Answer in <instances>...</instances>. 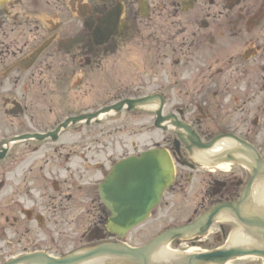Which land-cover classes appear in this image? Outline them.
Listing matches in <instances>:
<instances>
[{"label":"rangeland","instance_id":"374dc122","mask_svg":"<svg viewBox=\"0 0 264 264\" xmlns=\"http://www.w3.org/2000/svg\"><path fill=\"white\" fill-rule=\"evenodd\" d=\"M257 4V7L252 6L250 8L245 2H242L230 13V16L226 17V20H231V33H227L226 38L229 36L234 38L237 35L236 37H245L244 40L239 39V42L234 41L235 43L226 45L224 42L227 41L222 39L216 40V43L208 44L205 41V44L201 45L203 50L197 51L200 59L204 58L207 52L209 54L213 51V56L201 68L206 71L200 72V74H203L201 78L205 77L206 74L208 77L214 76L212 77L214 80L213 85H216L215 89H217L220 98L221 91L226 89L227 84L232 85L237 80L251 77L248 83H251V89L255 92L260 90L264 83V78H262L264 76L262 70L264 69V40L253 45L255 47L261 46L258 51L252 49L255 53L248 51L246 48L250 37L256 36L255 39L260 37L256 35L258 31H261V36L264 37V4L261 0ZM152 12V15H143V17H136L134 20L126 18V21L130 23L128 35L125 33L121 39L116 41L112 39L108 45H104V55L101 59L92 61L91 66L83 68L80 66L78 59L75 60V63L72 61L67 76L70 90H66V94H59L55 98L52 94L45 96H41L40 93L36 94L34 100L36 104L31 103L33 108H29L30 114L36 123L43 125L42 120L47 116L51 118V121L57 122L61 115L63 117H76L81 113L95 111L126 98L152 94L162 82L175 81L176 78L172 74L176 69L195 68L197 63L191 65L193 63L192 59L195 57L192 56L191 50L182 61L189 63L188 65L173 66L180 59L178 54H174V49L182 42L184 28L181 25V19L184 20L183 16L175 9L167 12L165 10ZM254 13L259 15V20L256 19L258 25L252 27L248 24V21ZM190 18L193 17L190 16ZM73 19L76 20L74 16ZM261 48L262 50H260ZM232 55L236 56L235 65L231 64ZM83 62L81 61V63ZM240 62H243L242 66L238 65ZM210 67H212V72H209ZM220 70L221 72H219ZM245 71H247L246 76L239 75L240 72ZM187 77L191 79L192 75ZM221 101L219 100L217 103L219 104ZM181 107L175 108V111H182L185 117H190V115L197 112L194 107ZM236 108L231 107L233 110L231 114H223L219 112L218 106L215 107L210 104L206 109L210 115L209 119L201 124L207 129L214 125L213 119L216 118L224 121L221 124L222 127H225L223 128L224 131L235 133L233 132L235 127L240 128V123L245 120L242 134L246 136L248 134V140L255 146L261 147V143H264V138L260 137L261 134L264 136V120L257 118L256 107H243L248 113L244 115L249 116V118H243L240 112L237 114ZM243 108L240 107L238 110ZM225 110L227 109L223 108V111ZM262 114L264 115V111ZM149 116H151V122H148ZM154 116V112L145 110L130 112L123 110L118 113H111L99 122L86 124L77 121L75 124L70 123L65 129L62 128L61 138L56 145L57 152L54 155L53 169V171H57L59 176L53 178L54 182L48 185L50 193L43 190L45 183L42 181L43 178L38 165L30 173L25 172L22 176L23 182L19 184V191L22 192V197L25 200L28 202L35 200L43 202H35V205L39 206L40 203L42 208L46 207L50 213L60 219L51 220L52 225H48L47 229L36 225L35 219L28 221L25 216L16 220L17 222L9 220L6 223L4 219H0V264L5 263L9 256L20 254L22 250L32 252L42 249L47 250L46 253L50 255L59 257L69 253V251L72 252L83 246L92 245L93 242H89L88 237L94 224L99 222L102 229L105 230L104 219L98 221L93 219L91 215L92 211H100L103 208L99 204L98 184L118 161L138 157L140 152L149 148L161 147L162 140L167 134L169 137H173V128L166 133L164 130L154 127ZM6 119L9 120L7 117H3L1 124L8 126L9 123ZM217 130L218 132L221 131V129ZM258 132L261 134L258 135ZM46 146H48L47 143ZM83 147H87L86 152H88L87 156L90 160L93 159L99 165L103 164V169L88 171L86 179H83L82 190L75 189L76 191H74L73 183L70 181L73 199L71 203L61 202L64 195L69 193V184H65L64 174H67L68 169L73 173L78 171L79 155L84 152V150H81ZM16 148L32 149L33 145L20 143ZM184 161L194 163L186 157ZM36 164H39V162ZM175 166L176 171H178L179 166L177 164ZM211 168L198 170L200 177L194 183L198 188L193 185L195 190L193 193H191L192 184L186 186L184 181L180 183L182 186L179 184L178 187L174 183L169 190H165L149 222L132 231L124 239V242L133 247L145 246L149 241L150 234L155 236L158 234L155 232H161L167 225H182L189 218L199 216L195 220L196 222L204 213L217 206L221 198V190L219 192L212 191L214 177L208 173ZM229 169L238 170L235 166L228 164L221 166L216 171H227ZM184 171L190 172V169L186 167ZM207 173L209 176H206ZM26 174L28 175L26 176ZM217 175L221 182L225 180L231 182L227 177L229 174L226 172H219ZM12 177L17 179L15 172H12ZM53 177L55 176L53 175ZM177 187L180 188V191L176 190ZM54 188H59V191H54ZM59 192H61L60 195ZM3 196V192H1L0 201ZM45 211L47 212L46 209ZM102 215L104 217L106 214L102 213ZM219 225L224 228L223 233L219 231ZM232 230L233 226L230 223L216 224L212 228L205 229L201 236L192 241L178 239L180 241L172 242L169 247L179 252H204L205 255H209L225 247L231 237ZM105 234L108 235L109 233L105 230ZM50 235H54L53 238L55 239L59 237V242L57 244L54 242L40 243L43 238L50 239ZM107 239L110 241L117 240L116 237L112 236H107ZM23 245L28 249H25ZM225 264H264V262L258 258L233 257Z\"/></svg>","mask_w":264,"mask_h":264},{"label":"flooded vegetation","instance_id":"af4514ba","mask_svg":"<svg viewBox=\"0 0 264 264\" xmlns=\"http://www.w3.org/2000/svg\"><path fill=\"white\" fill-rule=\"evenodd\" d=\"M242 2L252 8V6H258L257 2L259 0H0V193L3 192L4 195L0 201V219H4L7 223L9 220L16 221L25 216L28 221L35 219L36 225L41 226L43 229H47L48 225H52L51 220L60 219L50 213L46 207L42 208L40 203L39 206L35 205V202L41 201L28 202L25 200L22 197V192L19 191V184H22V176L25 172L30 173L38 165L43 178L42 181L45 183L44 188H42L50 193L48 185L54 182L53 178L59 176L57 171H53L54 155L57 152L56 145L61 138L63 129L57 131V128L71 116L63 117L60 112L61 117L57 122L51 121V118L47 116L43 118V125H41L38 122L36 123L31 116L29 108H33L31 103L36 104L34 100L36 99L35 95L38 93L41 96L52 94L55 98L59 94H66V90H70L67 76L72 61L75 63V60L78 59L80 66L85 68L91 66L92 61L101 59L104 55V45L98 43L102 38L100 35L96 36L95 31L99 26V20L110 13L112 14L110 19L113 24L117 25L116 27H122V31L126 30L121 31L122 33L116 32L118 36L110 38L106 45L112 39L113 41L121 39L125 33L128 35L130 23L126 21V18L134 20L136 17H143V15L149 16L152 11L162 12L165 10L167 12L172 9L179 11L180 15L183 16L185 21L181 19V25L184 28L182 42L174 49V54H178L180 59L173 66L188 65L189 63L182 61L190 50L192 56H195L191 65L197 64H195V68L190 69L179 70L175 68L176 71L172 74L176 78L175 81L162 82L153 93H158L160 96L162 115L165 117L174 115L180 123L189 126L197 143L208 144L228 136L244 143L239 145L232 141L236 148L234 150L239 153L241 158L244 157L246 164L236 161L230 165L235 166L238 170L219 171L229 174L227 177L231 182L226 180L221 182L217 175L219 172L216 171L221 167L218 168L217 165L212 166L213 169L211 168L208 172L210 176L214 177L212 191L219 192L221 190L218 205L237 203L248 185L253 181V178L257 176V172L264 169V143H261V147H257L248 140V134L247 136L242 134L245 120L240 123V128L235 127L233 131L235 133H228L223 130L225 128L221 126L223 120L213 119L214 125L207 129L201 123H205L209 119L210 115L206 109L210 104L215 107L218 106L219 112L223 114H231L233 112L231 107H237V114L240 112L243 118H249V116L244 115L248 113L243 107L254 106L256 107V114H258L257 118L264 120L262 114L264 111V83L261 89L255 92L251 89V83H248L251 77L237 80L232 85L227 84L226 89L221 91L220 98L217 89H215L216 85H213L214 80L212 77L214 76L208 77L206 74L205 77L201 78L203 74H200V72L206 71L201 68L213 56V51L209 54L207 52L202 59L197 55V51L203 50L201 45L205 44V41L208 44L216 43V40L222 39L227 41L224 42L226 45L235 43L234 41L239 39L244 40L245 37H242V39L236 37L237 35L234 38L231 36L226 38V34L231 33V20H226V17L230 16V13ZM261 2L264 4V0H261ZM73 16L76 20H72ZM258 16L257 13H254L249 18L248 24L252 27L257 26ZM261 33V31L257 32L256 35L260 36L257 39L254 38L256 36L250 37L251 41L249 40L246 47L248 51H252V49L259 50L261 46L255 47L253 45L264 40ZM206 56L207 58H205ZM232 56L231 64L235 65L236 56ZM81 61L84 62L81 63ZM238 65L242 66L243 62L238 63ZM262 70L264 71V69ZM183 71L184 74L182 75ZM209 72H212V67H210ZM191 75L192 78L189 79L187 76ZM239 75L246 76L247 71L240 72ZM137 98L140 97L126 99ZM217 99L222 100L221 103L218 104L219 100ZM169 107L171 110H168ZM180 107H194L197 112L190 115V117H185L182 111H175V108ZM240 107L243 109L238 110ZM223 108L227 110L223 111ZM164 112L166 113L164 114ZM85 114L81 113L80 115ZM3 117L9 119H6L9 123L8 126L1 124ZM149 117L148 122H151V116ZM217 129H221V131L218 132ZM169 130H172V128L167 126L164 132L168 133ZM180 131L182 130H172L173 137H169L167 134L162 140L161 147H165L164 149L169 152L179 166L178 171L175 169L174 183L178 187L182 181L186 186L192 184L191 193H193L195 191L193 185L195 186L194 183L200 177L198 170L210 168V166L206 167L192 158L195 147L186 146L181 142L180 139L190 138V136H187L188 134L184 131L185 135H182L179 133ZM260 134L258 132V135ZM260 137L264 138L263 134ZM20 143L33 145V148L26 150L16 148ZM46 143L48 146H46ZM81 150H84V152L79 155L78 171L73 173L68 169L67 174H64L66 176H64L65 184H69V193L64 195L61 202L71 203L73 199L71 182L74 191H76L75 189L82 190L83 179H86L87 172L103 169V164L99 165L87 156V147H83ZM185 157L194 163L184 161ZM233 157L231 152L224 153L221 157L212 156L210 164L225 162L233 159ZM37 162L39 164H36ZM186 167L190 169V172L184 171ZM12 172H15L17 179L12 177ZM208 173L206 176H209ZM180 186L182 185L180 184ZM178 187L176 190L180 191ZM54 191L58 192L59 188ZM91 202L94 203L93 200ZM99 204L100 207H103L101 201H99ZM102 213L106 215L103 217ZM91 215L93 219L99 221L108 219L109 212L103 207L100 211H92ZM197 218H189L182 225L191 224ZM98 223L94 224V228L99 227ZM246 224L258 225L255 222L254 224ZM214 225L216 224L212 226ZM262 225L264 233V224ZM232 226L235 229V225ZM218 229L223 233L224 228L221 225L218 226ZM53 236L50 235V239H41L40 243L54 242L57 244L59 237L55 239ZM24 248L28 249L27 247ZM39 251L47 250L39 249ZM23 253L28 252L22 250L20 254ZM20 254H13L8 259Z\"/></svg>","mask_w":264,"mask_h":264},{"label":"bare ground","instance_id":"6f19581e","mask_svg":"<svg viewBox=\"0 0 264 264\" xmlns=\"http://www.w3.org/2000/svg\"><path fill=\"white\" fill-rule=\"evenodd\" d=\"M157 105V103H147L145 105L141 104L140 106H138V110H145L150 112L159 111L161 108ZM108 115L109 114L103 115L99 113L97 114L96 118L101 120ZM161 124H163L162 121L159 123V125ZM174 124L179 125L182 128L179 130H183L184 132H186L188 134L187 136H190L192 134V131L189 127L185 126L187 130L183 129V123L174 122ZM183 131H180L179 133L185 135ZM193 143V147H195V149H193L192 158L197 162L205 165L206 167H212L215 165H217L218 167L223 166L226 162L222 161L210 164V160L212 156L221 157L224 153L227 152H231L234 156L233 159L227 160V162L238 161L239 163L246 164V160L243 159L244 157L241 158L239 153H236V150H234L236 149L234 144L236 142L232 143L231 139L228 137L216 140L215 144L211 148L202 149L199 143H197L196 141ZM237 144L242 145L243 142L238 141ZM173 160L174 159L171 160V163L173 166L174 175L175 163ZM129 195L130 194H128V196ZM149 214L146 220H150ZM210 215H212V218H209ZM205 220L198 223V228L191 226L187 231L175 228L167 232H155L158 234H156L155 236L152 235L153 237L150 234L149 241L145 244H150V246H147L144 252H142V255L137 258H133L129 255L122 258L118 256L120 254L117 252L116 247L109 246L110 244H108L104 240V235L101 233L102 225L100 226V223H98L99 227L94 228L93 226L92 229H90L92 237L89 241L95 240V243H93L92 245L83 246L70 253L65 258L71 257L70 259L72 260L67 261L66 264H223L217 262L216 260L207 261L201 259L202 256L205 255L204 252H179L169 247L172 242L180 241L178 239L192 241L196 237L202 235L200 231L201 229L208 226L211 228L213 224L221 223H230L232 225H235V229L232 230V234H230L231 237L224 249L225 252L230 251V249H232L233 251H235L236 249H241L245 252L244 254L241 252L242 254L239 255L240 257L238 258H259L264 262V233L262 231V224H264V169L257 172V176L253 178V181L248 185V187L244 191L243 196L237 203L229 205L224 204L220 206L217 209V212H210L206 216ZM219 221H221V223H219ZM254 222L258 224L257 226L260 229L257 228V226L246 224H254ZM142 224L143 223H140L137 226H141ZM114 227H116L115 229H117V225H113V228ZM107 230L109 231V233H111L107 236H116L117 238H120V236L118 237V234H116L113 230H109L108 225ZM16 261L17 262L15 264H31L30 262L22 261L20 259Z\"/></svg>","mask_w":264,"mask_h":264},{"label":"water","instance_id":"95a60500","mask_svg":"<svg viewBox=\"0 0 264 264\" xmlns=\"http://www.w3.org/2000/svg\"><path fill=\"white\" fill-rule=\"evenodd\" d=\"M113 28L104 29L102 27L97 28L95 32L96 36L101 37V30H107L108 33L104 35V38L100 42V45L107 42L108 37L113 34L111 31ZM148 99H141L137 101H127L128 110L136 108L138 105L148 103ZM124 102L118 103L111 107H106L100 111L101 114H108L110 112L118 113L122 110ZM160 106V105H159ZM99 114V113H97ZM97 114L87 115L77 119H71L67 121L63 127H67L70 123H77V121L87 120L89 123L91 120L96 119ZM160 116V110L157 113ZM161 120L158 118L156 125L158 126ZM174 124V123H173ZM160 126V125H159ZM176 127L179 125L174 124ZM186 129V127H183ZM184 144L186 141L182 139ZM191 143L195 142V138L190 137ZM194 144V143H193ZM208 145H202V147H209ZM173 166L169 155L164 150H153L143 153L139 158H130L117 164L110 176L101 185V198L104 205L112 212V217L109 219L108 228L113 230L118 237L123 238L124 235L136 227L138 224L143 223L150 210H152L160 201L163 192L173 184ZM125 192V194H124ZM128 194H130L128 196ZM217 212V209L213 211ZM212 218V215L209 216ZM113 225H117L113 228ZM183 231H187L188 228H183ZM109 246H115L118 256L126 257L131 256L133 258L140 257L145 248L149 245L131 249L125 245L110 244ZM245 251L236 249L233 251H216L209 255H203L201 259L212 261L216 260L219 263H225L227 260L233 257H239ZM74 257V256H72ZM71 257L54 260L47 257L44 254H32L20 258L22 261L30 262L31 264H66L67 261L72 260ZM17 261H13L10 264H15ZM23 264V263H21ZM113 264V263H112Z\"/></svg>","mask_w":264,"mask_h":264}]
</instances>
